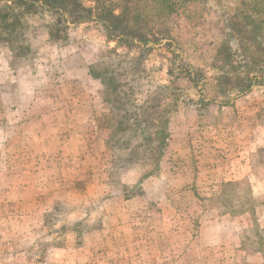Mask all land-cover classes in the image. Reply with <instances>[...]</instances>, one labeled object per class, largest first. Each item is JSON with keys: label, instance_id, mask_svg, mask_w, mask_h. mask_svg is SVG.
I'll use <instances>...</instances> for the list:
<instances>
[{"label": "rangeland", "instance_id": "374dc122", "mask_svg": "<svg viewBox=\"0 0 264 264\" xmlns=\"http://www.w3.org/2000/svg\"><path fill=\"white\" fill-rule=\"evenodd\" d=\"M11 1H0V264H264V32L245 20L257 0H167L162 17L130 0L132 29L154 42L135 49L95 13L72 24L18 10L24 57L2 42ZM110 65L131 86L127 112L88 75ZM128 138L130 149L112 144Z\"/></svg>", "mask_w": 264, "mask_h": 264}, {"label": "trees", "instance_id": "16d2710c", "mask_svg": "<svg viewBox=\"0 0 264 264\" xmlns=\"http://www.w3.org/2000/svg\"><path fill=\"white\" fill-rule=\"evenodd\" d=\"M2 1V0H0ZM89 2H93L96 9H87L84 4V0H12L10 5H6L4 8V14L7 15H14L15 20L8 23L9 21H6V18L2 20V22L5 24V27L3 28V32L6 33V35L3 36L2 42L5 46H10L12 49V42L13 44H18V50L23 51L25 50V53L19 52L17 55L18 57H24L27 56L29 53V49H27V46L24 44L21 45L20 42L24 40V37L21 36V40H17V38L13 37V34L15 32V28H22V35H24V28L22 23V15H18V10H23L25 12H32L35 14L39 9H43L45 11L51 12L52 14L59 15L65 19V21L72 23V24H78L83 23L91 18L94 17L93 13L96 14L97 19L103 26H105L106 36L110 41L117 42L119 46L126 47L128 49H135L139 47H145L148 48V45L154 42H150V38L152 35L150 33H143L140 29V32H136L134 29H132L131 24L132 21H130V17L128 16L130 8L132 6L130 0H122L119 2L118 0H114V3H112V0H108L109 6L108 8L103 7L102 3H104V0H88ZM134 1V0H133ZM144 0H135L134 3L142 2ZM154 2V4L158 7L159 13L157 16L162 17L163 11L164 13L166 11H169L171 8H173V5H167L165 2H169L167 0H149ZM193 0H174V4L177 7L185 6L187 3H192ZM200 2V0H199ZM105 4V3H104ZM166 4V5H165ZM193 4V3H192ZM250 5V4H249ZM257 9H256V15L252 16V14L246 15L245 20L248 23H253L255 21V28L261 29L263 28L264 32V0H257L255 3ZM119 6V7H115ZM254 7V6H253ZM74 10H72V9ZM175 8V7H174ZM132 9V8H131ZM163 10V11H162ZM18 15V16H17ZM139 16V15H137ZM133 21L135 20L138 22V18L135 17V14L132 16ZM9 19V18H8ZM166 20V19H165ZM258 23V25L256 24ZM15 27V28H14ZM4 33V34H5ZM18 34V33H17ZM16 34V36H17ZM2 35H0L1 37ZM6 36V37H5ZM48 36L51 38H55V36L52 35V32H48ZM262 37H264L262 35ZM88 75L94 79L99 80L103 82V85L105 86V95H113L114 97L120 98L119 100H122L123 102L120 103L118 101V108L115 107V109H121L123 112H127L128 105H130V101H128L127 98L133 97L129 94V91H131V86L129 84H122L120 81H118L115 77L113 67L110 65V67H103L99 68V70L95 66H90L88 69ZM131 96V97H130ZM132 100V99H131ZM133 101V100H132ZM134 102V101H133ZM131 108V107H129ZM114 108H112V111ZM132 115V113H130ZM126 113H124V116ZM119 127L123 126H129L130 121H118ZM116 142H112L113 145L117 147L125 146L126 149L131 148V138H128L127 140L123 141L121 144H117ZM163 148V145L158 146L157 153L160 155L161 150ZM152 152V151H151Z\"/></svg>", "mask_w": 264, "mask_h": 264}]
</instances>
